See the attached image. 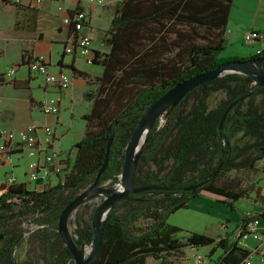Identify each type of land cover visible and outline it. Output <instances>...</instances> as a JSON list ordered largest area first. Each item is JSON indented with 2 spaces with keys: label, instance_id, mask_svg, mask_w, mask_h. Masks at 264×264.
<instances>
[{
  "label": "trees",
  "instance_id": "obj_1",
  "mask_svg": "<svg viewBox=\"0 0 264 264\" xmlns=\"http://www.w3.org/2000/svg\"><path fill=\"white\" fill-rule=\"evenodd\" d=\"M234 5L235 0H121L112 5L104 39L109 51H94L92 62L101 65L103 72L93 82L96 89L84 94L92 107L82 115L85 132L74 145L76 156L70 172L57 184L41 190L28 189L23 182L0 183V228L12 226L0 230V264H39L32 256L33 249L23 263L14 255L22 234L27 232L14 225L29 215H38L33 223L42 229L39 237L44 264H75L58 232L59 217L80 191L94 182L112 133L109 165L100 184L107 180L120 182L126 145L148 105L193 75L261 56H220L227 45V25ZM33 58L24 50L19 66ZM72 70L74 75L87 77L74 67ZM255 89L251 77L229 73L190 91L164 125L160 120L155 122L138 164L135 184L168 189L145 190L115 203L104 224L101 247L89 264H153L149 259L154 264H184L188 260L186 247H211L213 264H240L251 253L237 245L239 234L217 239L192 231L179 238L183 229L169 223L168 218L187 208L190 200L202 192L222 197L232 208L234 202L251 197L254 184L244 186L241 178L222 184L219 181L231 170L254 171L264 159V86ZM220 90L226 92V97L209 109V97ZM253 90L251 97L228 113L220 131V120L228 105ZM246 137L250 140L243 142ZM4 144L7 146L6 141ZM204 180L194 190L181 189ZM256 197L262 199L261 188ZM86 208L82 223L75 229L79 247L90 246L94 238L92 219L96 208ZM121 208L124 211L118 214ZM257 216L264 217V213L247 217L243 223ZM141 218H146L147 224L136 226ZM217 250L221 253L213 257Z\"/></svg>",
  "mask_w": 264,
  "mask_h": 264
},
{
  "label": "rangeland",
  "instance_id": "obj_2",
  "mask_svg": "<svg viewBox=\"0 0 264 264\" xmlns=\"http://www.w3.org/2000/svg\"><path fill=\"white\" fill-rule=\"evenodd\" d=\"M5 3L0 1V183H19L18 180L29 182L26 172L30 168L32 158L29 157L27 152H22L18 142L19 132L28 125L38 124L44 126L47 124L50 125L54 135L53 147L60 151L61 157L63 158L60 164V168L62 169L59 174L57 175L54 173V176L50 178V182L45 185L52 186L57 184L60 179H63L64 176L70 172L76 156L74 145L83 138L85 132V121L82 115L91 110L92 103L83 97L81 90L71 95L70 89L62 91L55 86H47L44 75L37 72L31 73L28 65L19 66L20 55L23 49L20 36L26 34L27 39L31 40L36 35L28 33L27 31L24 32L23 25L21 24L23 21L19 20L18 17L15 18L16 20H13L10 9H8L10 4ZM104 4L103 2L102 5L98 6H104ZM47 8L52 11L53 15L61 16L62 14L58 12L57 6L52 3ZM96 18L97 21L92 37L95 40V44L101 46L103 42H105L104 39L106 31L110 26L111 17L107 18L105 9H100L96 14ZM96 25L100 26L98 27ZM41 29L45 32L46 38L36 40L34 44L35 49L46 61L49 63L51 62L50 70L55 73L59 65L58 57L63 52V44L51 42L49 39L51 34H49L48 30H44L43 25ZM259 46L260 44L257 42L246 44L244 39L242 42L234 41L232 44H228L227 42L226 48L220 53V56L233 55L235 52H245L249 49L255 53L256 48H259ZM101 48L99 49L100 52H102ZM69 56L71 55H66V59H69ZM78 65L81 69L89 71L92 75H101L103 72V67L101 65L88 63L82 57L79 58ZM13 67H17V71L15 74L7 76V73ZM63 70L73 77V71L70 67L64 68ZM89 82H95V77L89 79ZM225 97L226 92L224 90L214 92L208 99L209 109L217 107ZM50 99L59 101L60 110L57 116L45 115L42 111V105ZM257 99L259 100L260 96ZM167 118L168 116L164 118L162 123L160 122L161 126L166 123ZM39 135L43 141L47 139L43 131H39ZM241 136L242 132L237 135L238 138ZM249 140L250 138L246 137L243 142ZM5 141L7 146L4 144ZM13 151L18 153L14 154L12 158H9V161H7L5 154L9 155ZM2 162H6L7 164H1ZM12 175L16 176L17 181H9ZM234 178H241L244 186L254 184L255 189L251 193L252 199L257 198L256 192L258 188H261V192L264 194V159L258 162L257 168L254 171L231 170L225 172L219 183L222 184ZM113 185L111 180L101 183V186L105 188H111ZM26 186L31 190L39 189V185H35V182L31 185L26 184ZM82 191L83 190L80 192ZM101 199V197L92 199L71 214L68 220V229L71 231L74 240L77 237L75 229L82 223L81 217L84 211L87 210L86 206H89V210H92L101 203ZM252 202L253 200L247 201V203ZM123 211L124 208H121L118 214H121ZM181 212L182 211L174 215L176 217L174 223L171 224L178 222L182 223V225H186L187 228H182L183 230L178 234L179 238H185L192 232L190 229L193 228L198 230L200 227L192 224V221L188 219L186 215H182ZM37 216L38 215H29L14 225V227L16 226L19 230H22V228L27 230V235H24V233L22 234L20 242L14 252L15 258L19 263L25 262L28 259V254L31 253L33 249L34 253H32V256L39 260V264H44L42 259V255L44 254L43 241L39 237L42 229H37L33 223ZM147 222L148 220L146 218H141L136 222V226H144ZM4 229H12V226L0 228V230ZM249 241L251 242V240ZM0 244H3V242H0ZM209 252L210 250L202 251L201 253H190V255H193V257L197 256L196 258L202 260V264H206L209 262ZM148 262L155 263L151 259H149ZM192 264H196V262L193 261Z\"/></svg>",
  "mask_w": 264,
  "mask_h": 264
},
{
  "label": "crops",
  "instance_id": "obj_3",
  "mask_svg": "<svg viewBox=\"0 0 264 264\" xmlns=\"http://www.w3.org/2000/svg\"><path fill=\"white\" fill-rule=\"evenodd\" d=\"M7 1V3H5L4 1L1 2L5 4H10V6H8V9H10V12L13 16V20H16L15 18L18 17L19 20L23 21L21 24L23 25L24 32L27 31L28 33H33L34 35H36L31 40L27 39L26 34L20 36L23 48H21L22 53L20 57L22 56L24 50L27 51L28 55H31L33 57H42V55H40L36 51L34 45L36 40L46 38L45 32L43 31V29H41L42 25L44 30H48L49 34H51V37H49V39L53 43L64 44L65 40L70 36L71 31L63 24L62 20L63 16H65V13L58 11L62 13L61 16L53 15L52 11L47 8L51 5V3L57 6L56 3L46 0L41 5H35L31 0H24L23 3L16 5L10 2V0ZM104 1V6L96 5L91 8L89 27L85 30V32L92 38V48L94 51H99V49L102 47V52H108L109 45L106 42H103L101 46H98L95 44V40L92 37L97 21L96 14L98 11H100V9H105V13H107V18L112 17V5L116 1L121 0ZM33 19H35V23H33ZM96 26L99 27L100 25ZM251 30H257L264 33V0H235V5L232 8L227 25L226 37L228 44H232L234 41L242 42L244 35ZM255 54L256 52L253 53V51L249 49L245 52H235L233 55L225 56H239L242 58L249 57L250 55ZM65 56L66 55L64 54V52H62L61 55L58 57L59 68L64 69L70 67L72 69L74 67L78 71L85 73L87 76L83 77L80 75H74L73 72V82L71 86L67 89H70V94L73 95L78 90H81L84 97L85 92L89 90H95L97 85L93 82L90 83L89 79L93 77L96 78V76H99L100 74L92 75L89 71L81 69V67H79L78 65L80 57L69 56L70 58L66 59L67 57ZM17 153L18 152L13 151L9 155L5 154V158H12V156ZM12 177H14L15 181H17L16 176L12 175ZM22 181L23 183L30 185L33 183L26 182L24 180H18V182ZM35 185H37V183H35ZM38 185V190L44 188L43 183H39ZM261 196V200H258L257 198L252 199V197H250L249 199H242L236 201L233 203L232 208L230 207L228 202L224 201L222 197L209 192H202L200 195L195 196L190 200L187 208L180 209L175 213L171 214L168 218V222L174 223V219L176 217L174 215L182 211V215H186L187 218L192 221V224L200 227V229L198 230L192 228L190 229L191 231L204 233L209 236L216 237L217 239L224 237L229 233L234 234V236H236V232L240 228V225L243 223V219H246L250 215L258 214L264 210V194L262 193ZM249 200H253L254 203H247V201ZM174 225H177L181 228H187L186 225H182V223L178 222ZM262 225H264V221L262 222ZM255 243L256 242L251 240V242L248 243V246L246 248L250 249L252 246H254ZM209 250H211V247H186L184 251L188 260L184 264H192L194 258L197 257H193V255L191 256L190 253H201L202 251ZM220 253L221 251L217 250L213 257H217ZM206 264H213L211 257L209 258V262H207Z\"/></svg>",
  "mask_w": 264,
  "mask_h": 264
},
{
  "label": "water",
  "instance_id": "obj_4",
  "mask_svg": "<svg viewBox=\"0 0 264 264\" xmlns=\"http://www.w3.org/2000/svg\"><path fill=\"white\" fill-rule=\"evenodd\" d=\"M229 73H239L251 77L254 81V85H256V89L260 86H264V54L249 60L233 61L222 64L213 70L193 75L183 81L178 82L163 95H161L156 101L148 105L145 108L130 141L126 145L124 152L123 171L119 176L120 182L115 183L111 188H105L101 186L100 179L109 165L110 150L114 139V132L112 133L107 143L105 161L97 172L94 182L89 187L80 192L62 210L59 217L58 232L65 245L70 250L75 264H89L97 255L102 244L104 224L108 220L109 213L115 203L128 199L132 194H137L145 190L168 189L166 186L159 185L136 187L135 184L138 164L143 150L149 141L150 132L155 122L162 116L167 117L173 108H175L181 102V100H183V98L196 87ZM255 90L241 96L228 105L220 120V131L223 130L225 119L233 107L240 101L251 97ZM219 169L220 168H218L212 174V176H215L219 172ZM206 181L207 180H204L203 182H199L197 184L181 187V189L184 191H191L201 187ZM120 184H122V188H119ZM98 197H101L102 199L101 203L97 205L93 214V242L90 246L83 244L81 247H79L77 246L74 238L69 233L68 220L76 209L86 204L88 201ZM0 237H2V235H0Z\"/></svg>",
  "mask_w": 264,
  "mask_h": 264
},
{
  "label": "built area",
  "instance_id": "obj_5",
  "mask_svg": "<svg viewBox=\"0 0 264 264\" xmlns=\"http://www.w3.org/2000/svg\"><path fill=\"white\" fill-rule=\"evenodd\" d=\"M24 0H10L13 4H21ZM35 5H41L46 0H31ZM57 4L58 11L64 12L63 24L71 31L70 36L63 44V52L65 55H71L84 58L88 63H93L94 50L92 48V38L85 32L89 27L91 16V8L96 5H102L104 0H49ZM246 44L257 42L260 44L256 50L257 55L264 54V33L252 30L247 32L244 37ZM262 44V45H261ZM29 71L37 72L45 76L47 86H55L58 89L67 90L72 82L73 77L68 75L62 68L51 72L50 65L42 57H34L27 64ZM17 68H12L7 73V76L15 74ZM60 110L59 101L50 99L42 105V111L45 115L57 116ZM165 116L160 117V122L164 121ZM39 131H43L47 139L44 141L40 138ZM50 125L32 124L24 127L19 132L18 142L22 152H27L32 158L27 176L29 182L37 184L43 183L44 187L50 182V178L54 173L59 174L61 160V153L53 147L54 135ZM21 152V153H22ZM9 161V158H7ZM67 167V164H66ZM10 182L15 181L14 177L9 178ZM264 213V210L258 214ZM254 216V215H250ZM249 216V217H250ZM264 217L257 216V218H250L237 230L239 234L237 245L246 248L249 240L256 242L250 249L251 253L240 264H261L264 263V225L262 222ZM43 227V226H40ZM27 235V232H24ZM196 264H202L200 258H194Z\"/></svg>",
  "mask_w": 264,
  "mask_h": 264
},
{
  "label": "bare ground",
  "instance_id": "obj_6",
  "mask_svg": "<svg viewBox=\"0 0 264 264\" xmlns=\"http://www.w3.org/2000/svg\"><path fill=\"white\" fill-rule=\"evenodd\" d=\"M122 187H123L122 184H120V185H119V188H122ZM69 233H70V235L72 236L71 231H69Z\"/></svg>",
  "mask_w": 264,
  "mask_h": 264
}]
</instances>
